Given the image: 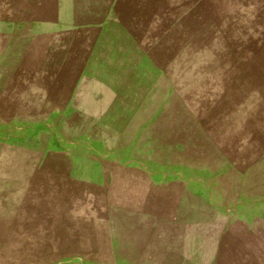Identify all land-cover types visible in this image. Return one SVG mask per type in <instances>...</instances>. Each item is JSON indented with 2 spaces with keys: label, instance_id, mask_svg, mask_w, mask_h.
I'll use <instances>...</instances> for the list:
<instances>
[{
  "label": "rangeland",
  "instance_id": "obj_1",
  "mask_svg": "<svg viewBox=\"0 0 264 264\" xmlns=\"http://www.w3.org/2000/svg\"><path fill=\"white\" fill-rule=\"evenodd\" d=\"M0 264H264V0H0Z\"/></svg>",
  "mask_w": 264,
  "mask_h": 264
}]
</instances>
